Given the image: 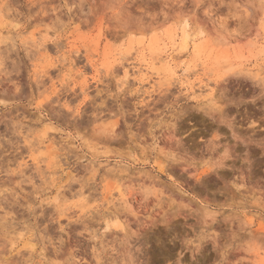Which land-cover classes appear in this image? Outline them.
Returning a JSON list of instances; mask_svg holds the SVG:
<instances>
[{"label":"rangeland","instance_id":"obj_1","mask_svg":"<svg viewBox=\"0 0 264 264\" xmlns=\"http://www.w3.org/2000/svg\"><path fill=\"white\" fill-rule=\"evenodd\" d=\"M177 2L0 0V264H264L259 0Z\"/></svg>","mask_w":264,"mask_h":264},{"label":"snow or ice","instance_id":"obj_2","mask_svg":"<svg viewBox=\"0 0 264 264\" xmlns=\"http://www.w3.org/2000/svg\"><path fill=\"white\" fill-rule=\"evenodd\" d=\"M52 6L54 7L55 5H52ZM198 6H199L198 4L193 5V7H198ZM175 7L176 8L182 7L181 4L179 3V0H178L177 4L175 5ZM237 7H239V6H237ZM249 7H252L253 9H255L257 7V5L251 4V5H249ZM258 7H259V11L261 13L258 24H259V27L262 30H264V0H259ZM182 10H185L187 13L191 12V9H187L186 7L182 8ZM249 16H251V14H249ZM240 19L243 20V17H240ZM165 23H167V21H165ZM177 23L179 25H183L185 30L192 29L193 31L198 32L200 35H203V31L199 27L197 20L194 19L191 15L181 16ZM169 27H171V25H169ZM36 32L39 33L40 30L36 29ZM147 32H151V29H146L139 21H132L131 23L125 25L124 36L126 37V42H127V40H132L133 42H135L137 40V38H140L144 42H147L148 36L145 34ZM155 35H156V33L152 32V36L155 37ZM48 39H51V37H48L45 34V40H48ZM21 43H24V41H21ZM175 83H176L175 74L170 73V75L168 77H162L161 78V80L159 81V87L161 88V91H163L164 89L172 87L173 84H175ZM214 109L218 110V106H214ZM69 111H71V109H69ZM261 123L264 124V116H262V118H261ZM40 135H43V133H40ZM39 155L40 156H46V154L43 152H41ZM226 155H227V153H225V156ZM33 159L35 161L39 162V157H33ZM48 163H49V167H51V162L49 161ZM47 175H48V173L46 172L45 176L41 177L42 182L46 179ZM90 178L91 177H89V179ZM52 179L54 180L55 177L53 176ZM262 203H264V202H262ZM37 206H39V205H37ZM81 207H83L84 212H87L89 210V207H93V206L88 205L85 202V203L81 204ZM261 211L264 212V209H261ZM262 219H264V216H262ZM117 226H119L118 222H117ZM108 230L109 229H105V231H108ZM21 240H23V234H21ZM13 247L15 248L16 245H13ZM93 251H95V249H93ZM35 252H36V245L35 244H32V243L25 244L24 245V252H23L24 258L18 259L15 262V264H36V262L29 255V253H35ZM40 264H44V262L41 261ZM48 264H62V262L58 261V260H49ZM80 264H84V262L81 261ZM91 264H111V262L108 261L107 259L99 256V254H97V257L91 261ZM117 264H120V262L117 261Z\"/></svg>","mask_w":264,"mask_h":264},{"label":"bare ground","instance_id":"obj_3","mask_svg":"<svg viewBox=\"0 0 264 264\" xmlns=\"http://www.w3.org/2000/svg\"><path fill=\"white\" fill-rule=\"evenodd\" d=\"M188 37V36H187ZM258 71V70H257ZM122 170V169H121ZM125 171V170H124ZM34 214V213H33ZM5 219V218H4ZM13 219V218H12ZM40 219V218H39ZM59 223V222H58ZM28 224V223H27ZM17 227V226H16ZM31 227V226H30ZM33 236V235H32ZM15 258V257H14ZM5 264V263H4ZM8 264V263H7Z\"/></svg>","mask_w":264,"mask_h":264}]
</instances>
